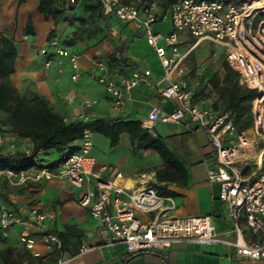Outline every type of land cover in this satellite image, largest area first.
Wrapping results in <instances>:
<instances>
[{
	"label": "crops",
	"instance_id": "obj_1",
	"mask_svg": "<svg viewBox=\"0 0 264 264\" xmlns=\"http://www.w3.org/2000/svg\"><path fill=\"white\" fill-rule=\"evenodd\" d=\"M39 1L0 0V69H4L8 63V56L1 49L2 41L7 37L14 44L17 54L13 72L4 76L3 80L13 85L20 95L43 98L54 112L67 121L130 118L142 122L153 106L167 112L174 108L175 102L160 93V88L166 84L162 79L163 71L154 49L146 42L142 28L120 21L115 16L103 15L100 7L88 0H80L56 20L45 18L38 10ZM156 12H161L159 6ZM28 18L31 20L32 33L26 31ZM154 29L163 32L172 30L170 9L165 10V17L154 24ZM194 42L195 38L187 30L179 33L178 48L181 52L187 51ZM53 43L78 54L81 73L78 81L74 82L70 78L72 69L67 56L60 57V64L54 61L50 67H44V57L39 51L41 48L51 49ZM121 43L125 45L128 61L110 64L108 56ZM211 44L216 45L201 40L188 53L185 64L191 83L198 80L197 74L206 75L208 72L202 59L193 63L196 68L193 70L191 54L198 46L206 48ZM98 59L111 67H117L127 77L144 75V80L138 81L130 89L129 98L120 112L112 109L103 85L89 75L94 61ZM145 71H149V74L145 75ZM215 71L216 68L209 77ZM207 86L210 88L209 83ZM200 90L197 87L198 94H201ZM65 95H71L73 101L67 103ZM86 99L96 102L86 106L83 102ZM151 133L163 139L186 173L183 178L166 182V188L174 194L163 196L173 197L177 205L172 213L179 216L210 214L217 231L227 238H233V234L228 232L226 205L218 198L219 184L210 183L207 179L208 169L216 165L215 149L208 133L186 121H157ZM14 139L18 151H30L32 141L24 138L30 146L25 149L16 135ZM78 142L72 145L77 146ZM51 152L50 149L41 155L49 154L54 158L51 163H55L59 156ZM90 154L95 160L94 171L103 178H109L114 170L121 171L125 175L123 182L127 187L154 186L158 183L155 173L163 166L156 150L136 148L126 132L120 134L115 145H111L103 134L93 132ZM36 160L42 162L38 155ZM102 166L107 168L102 169ZM244 171L247 172L246 179L253 177L251 168ZM87 188H94L92 177L82 187H74L64 179L13 186L0 178L2 200L21 216H25L33 206L38 207L46 214L45 224L57 234L60 241L59 246L54 245L48 250L41 236L30 229L34 247L28 249L20 240L22 225L14 224L5 232L0 229V264H264V259L238 257L233 247L221 243L181 242L159 252L141 253H132L119 242L108 243L98 233V221L91 216L88 208L78 203ZM140 217L146 218V215ZM244 236L246 239L264 240V235L252 236L248 231ZM82 244L91 248L82 251ZM4 249H10L8 263H4L1 257Z\"/></svg>",
	"mask_w": 264,
	"mask_h": 264
},
{
	"label": "built area",
	"instance_id": "obj_2",
	"mask_svg": "<svg viewBox=\"0 0 264 264\" xmlns=\"http://www.w3.org/2000/svg\"><path fill=\"white\" fill-rule=\"evenodd\" d=\"M65 6H75L78 0H62ZM105 16H115L120 21L142 28L148 45L159 60L166 82L160 88L163 97L175 102L167 112L153 106L142 121V126L153 131L154 123L186 121L204 129L215 149L216 165L207 171L210 183L219 184L218 198L227 208L228 232L233 238L220 234L210 214L179 216L172 213L176 208L173 197L157 193L151 184L127 187L125 175L114 170L109 178H103L93 170L95 160L90 152L93 131L84 129L78 145L65 159L55 164H36L16 171L0 166V178L13 186L41 183L50 179H64L74 187H82L93 178L94 188H87L78 203L89 209L99 223L98 233L106 242H119L132 253L159 252L175 243H221L233 247L241 258L264 259V240L245 238L264 235V2L248 11V5L237 0H177L169 5L172 30H155L154 24L165 17L156 12L157 1L148 0H94ZM187 30L195 42L185 52L178 48L179 33ZM201 40H208L224 47L225 59L239 75V83L254 89L251 100L252 123L249 128L237 130L229 111L219 109L215 101L198 94L199 80L192 83L188 78L186 58ZM44 67L48 68L60 57L67 56L71 65L72 81L80 79L78 54L53 43L51 49L41 48ZM58 56V58H56ZM149 71H145V75ZM89 75L103 85L113 110H123L130 89L144 75H123L117 67L102 60H95ZM67 103L73 101L65 95ZM86 106L96 101L86 99ZM80 121H89L82 119ZM0 126V151H17L14 133ZM255 153H254V152ZM249 160H251L250 163ZM102 166V169H106ZM251 168L253 177L246 179L244 170ZM146 215V218H141ZM46 214L33 206L25 216L19 215L1 198L0 229L5 232L14 224L23 226L20 240L33 249L34 239L29 230L34 229L50 250L60 241L56 233L45 224ZM91 247L82 244V251Z\"/></svg>",
	"mask_w": 264,
	"mask_h": 264
},
{
	"label": "trees",
	"instance_id": "obj_3",
	"mask_svg": "<svg viewBox=\"0 0 264 264\" xmlns=\"http://www.w3.org/2000/svg\"><path fill=\"white\" fill-rule=\"evenodd\" d=\"M88 1L99 7L94 0ZM145 1L148 0H142V2ZM156 1L159 9H161L160 14H162L169 5L177 0ZM73 7L65 6L62 0H40L38 10L45 18L51 17L56 20L64 11ZM26 31L29 33L33 32L30 18H28L26 23ZM1 49L7 54L8 63L4 69H0V117L1 114L7 115L6 125L0 124V126L15 135L29 138L32 141V147L29 152L18 150L15 152L0 151L1 167H9L19 171L41 164L36 160V156L50 149H55L59 153V160L55 161L57 163L75 150L76 146H73L72 143L82 137L86 128L106 136L111 145H115L119 140L120 134L126 132L136 148L153 149L159 153L163 166L155 173V179L158 183L154 186L160 195L174 194L166 188V182L175 180L178 177L183 178L186 173L181 163L159 135H153L137 119L114 118L107 120L96 118L92 121L65 120L62 115L54 112L43 98L39 96L32 98L22 96L13 85L3 80L4 76L13 72V64L17 52L14 44L7 37L3 39ZM127 61L124 43H121L108 56L110 64H123ZM222 68L224 70L222 77L217 72H214L207 79V82L218 91L223 101L222 107L216 102L215 104L219 109L230 112L237 130L247 129L252 123L251 100L256 92L254 89L239 83L238 73L229 67L226 59L222 62ZM160 182L164 183L161 184ZM9 254L10 249L1 251L4 263H8Z\"/></svg>",
	"mask_w": 264,
	"mask_h": 264
},
{
	"label": "rangeland",
	"instance_id": "obj_4",
	"mask_svg": "<svg viewBox=\"0 0 264 264\" xmlns=\"http://www.w3.org/2000/svg\"><path fill=\"white\" fill-rule=\"evenodd\" d=\"M249 2H250V0H237V3L239 5H246ZM215 52H216V55H214ZM190 59H191V67L192 68L194 67L193 63H195V61L197 59H202V61L206 64L205 69L208 71L207 74L206 75H201V73L197 74L198 80H199L198 88L201 89L200 90L201 95L208 96L209 98L214 100L216 103H218L222 107L223 101L220 98L218 91L216 89H214L211 85H210V88H208L207 79H208L210 73L213 71L214 68H216L215 72H217L222 77V75L224 73V70L222 68V62H223V60H225L224 47L219 46V45L214 46L211 44L210 46H206V48H203L200 45L193 51ZM195 69L196 68L194 67L193 70H195ZM6 120H7V115L1 114L0 124L6 125ZM16 136H17V140L22 144V147H24L25 149H28V147H30L28 144L29 142L27 141L29 138H27V140H26V139H24V137H20L18 135H16ZM29 140L31 141V139H29ZM51 151H52L51 153H56V155L59 156V153L55 149H51ZM38 157H39L40 161H42L41 164H43V165L50 164L51 161L54 159L53 157H50L49 154L41 155V153H40V154H38ZM250 162H251V160H249L248 163H250ZM246 173L247 172L244 171L245 175H246Z\"/></svg>",
	"mask_w": 264,
	"mask_h": 264
},
{
	"label": "bare ground",
	"instance_id": "obj_5",
	"mask_svg": "<svg viewBox=\"0 0 264 264\" xmlns=\"http://www.w3.org/2000/svg\"><path fill=\"white\" fill-rule=\"evenodd\" d=\"M260 1L264 2V0H250L249 5H248L249 7L248 11H251L252 9L256 8L258 5H260Z\"/></svg>",
	"mask_w": 264,
	"mask_h": 264
}]
</instances>
